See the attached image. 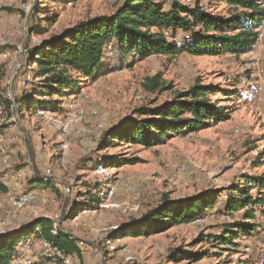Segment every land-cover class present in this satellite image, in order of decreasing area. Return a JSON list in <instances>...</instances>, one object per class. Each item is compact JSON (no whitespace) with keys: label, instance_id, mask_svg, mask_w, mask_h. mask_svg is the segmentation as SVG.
Segmentation results:
<instances>
[{"label":"rangeland","instance_id":"374dc122","mask_svg":"<svg viewBox=\"0 0 264 264\" xmlns=\"http://www.w3.org/2000/svg\"><path fill=\"white\" fill-rule=\"evenodd\" d=\"M124 1L0 0V149L9 156L8 165L0 163L6 188L0 190V234L59 215L61 230L81 241L82 253L71 264H264V211H249L253 219H247L249 208H225L235 186L245 187L243 177L264 175V97L258 102L249 93L257 83L264 87V34L252 56L180 53L113 69L106 63L111 54L94 80L68 72L76 87L62 94L50 90L46 76H38L37 46L80 22L110 16ZM196 1L227 16L221 2L181 0ZM185 37L177 32L174 43L184 44ZM253 58L259 61L257 70L250 65ZM28 70L32 80L22 87L18 81ZM154 76L164 89L145 88ZM196 82L218 89L211 99L228 120L153 147L104 139L124 120H135L139 108L170 102ZM23 97L33 102L31 112L19 109ZM131 158L139 161L113 163ZM182 164L186 169L180 171ZM123 184L135 187L129 192ZM25 192L36 194L35 200L13 207ZM201 193L217 198L202 218L169 223L153 235L124 231L113 237V231L139 220L164 198L180 201ZM237 222L254 226L255 232L237 234L227 243L211 239ZM39 248L37 240L27 248L20 242L15 255L31 257Z\"/></svg>","mask_w":264,"mask_h":264},{"label":"trees","instance_id":"16d2710c","mask_svg":"<svg viewBox=\"0 0 264 264\" xmlns=\"http://www.w3.org/2000/svg\"><path fill=\"white\" fill-rule=\"evenodd\" d=\"M228 7L227 16L213 14L196 1L184 4L181 0H125L110 16H100L80 22L43 41L35 49L38 76H46L53 93L75 89L70 71L85 79L94 80L109 64L122 68L151 56H240L255 49L259 30L264 24V0H213ZM177 32L185 35L184 44L176 45ZM111 47L112 60L104 63ZM130 61V63H127ZM114 63V64H113ZM108 66V65H107ZM148 91L164 89L158 76L147 79ZM54 87V88H53ZM250 90V88H249ZM215 87L196 82L189 90L175 95L170 101L155 107H141L135 120L126 119L106 135L110 144L127 142L143 147L163 144L174 136H185L229 119V114L212 101ZM19 109L31 112L34 104L29 98L18 100ZM136 158L113 162L115 165L135 164ZM244 188L236 185L226 204V211L248 209L247 219H253L255 209L264 211V175L243 177ZM42 186L51 185L43 183ZM254 189L256 195H250ZM0 190L6 188L0 182ZM237 198H233L234 193ZM216 197L201 193L187 200L170 201L164 198L156 208L139 220L130 221L113 233V237L127 231L130 235H153L169 223H190L202 218L216 201ZM254 226L237 222L225 227L221 236H212L217 243H227L237 234L252 235ZM210 238V237H209ZM27 239L45 241L63 256L80 255L81 241L64 231L52 234V222L38 218L14 233L0 234V264H9L16 253V245ZM191 258V257H189Z\"/></svg>","mask_w":264,"mask_h":264},{"label":"built area","instance_id":"2783aa9c","mask_svg":"<svg viewBox=\"0 0 264 264\" xmlns=\"http://www.w3.org/2000/svg\"><path fill=\"white\" fill-rule=\"evenodd\" d=\"M25 13H27V10H24ZM264 34V27L260 28L259 30V37H258V41H260V39L262 38V35ZM109 54L111 55V47L107 46L106 49ZM254 50L250 51L247 53V55L252 56L254 54L253 52ZM246 55V54H245ZM2 57L5 58L7 57L6 54H2ZM258 64L259 61L256 58H253L252 62H251V66L253 68H255V70L258 69ZM32 80V75H31V71H25L23 77L21 78V80L18 81V85L22 86V87H26ZM249 93L252 97H254L258 102H260L263 97H264V87L262 86V84L257 83L254 86H252L249 90ZM93 111V110H92ZM0 142H1V138H0ZM0 163L3 166L8 165L9 163V156L7 155V153L5 152V150L0 149ZM186 165L187 164H182L179 168V170H185L186 169ZM99 169H103L102 167H98ZM49 172L46 171V174H48ZM122 187L129 192H132L134 189V185L132 184H123ZM66 192L69 193V190L66 189ZM112 194V192H110V195ZM36 198V194L34 193H30V192H25L21 195H19L17 198H15L13 200V207L15 208H21L24 207L26 205L31 204ZM88 211H84L83 214L87 213ZM50 219L52 222V234L55 235L57 233V231H60V216H54L53 218H47ZM63 231V230H61ZM34 240L33 239H27L25 242H23V245L26 246V248L28 246L32 245V242ZM40 248L38 250V252L34 255H32L31 257L29 256H18L15 255L14 257L11 258V260L9 261V264H37L41 261L43 262H47V264H71V260L73 256H63L59 251H57V249H55L51 244L45 242V241H38ZM28 249H26V252ZM82 253V250L80 252V254Z\"/></svg>","mask_w":264,"mask_h":264}]
</instances>
